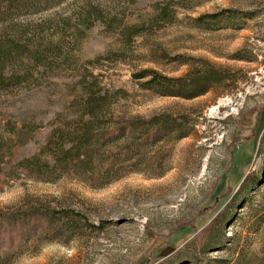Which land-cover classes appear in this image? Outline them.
I'll list each match as a JSON object with an SVG mask.
<instances>
[{"label": "rangeland", "instance_id": "374dc122", "mask_svg": "<svg viewBox=\"0 0 264 264\" xmlns=\"http://www.w3.org/2000/svg\"><path fill=\"white\" fill-rule=\"evenodd\" d=\"M142 71L208 92L159 97ZM89 99L101 128L161 116L185 137L80 165ZM33 207L61 230L0 264H264V0H0V211ZM20 226L0 217V240Z\"/></svg>", "mask_w": 264, "mask_h": 264}, {"label": "trees", "instance_id": "16d2710c", "mask_svg": "<svg viewBox=\"0 0 264 264\" xmlns=\"http://www.w3.org/2000/svg\"><path fill=\"white\" fill-rule=\"evenodd\" d=\"M136 80H144L139 83L140 88L151 91L159 97L193 99L208 92L207 87L193 80L190 75L186 79H169L152 71H142L137 75ZM87 111L89 119L82 134L76 140L73 147L74 153L71 155L73 157L72 161L75 160L80 165L88 164L87 167L92 164V152L97 147L99 150L106 149L107 151L111 147L126 142H141L145 146L150 145L154 147L158 142L166 141L169 138L181 140L185 137L182 134L181 124L175 120H167L161 116H153L148 119L140 117L132 119L125 117L110 118L107 121V127L101 128L98 123L103 113L98 101L89 99L87 101ZM62 215H64L62 210L55 211L38 207L16 210L14 212L0 211V217L8 219L17 218L18 222L21 223L17 231L12 233L4 231L10 234V236L7 240H0V248L3 249L5 246L10 248L17 246L21 248L31 238L28 237V230L30 231L36 226H44L46 221L52 219H56L58 222L56 230H61L59 222L62 219ZM42 231L41 235H45L46 237L47 232ZM0 235H3L2 231H0ZM32 238L35 239L33 236Z\"/></svg>", "mask_w": 264, "mask_h": 264}]
</instances>
